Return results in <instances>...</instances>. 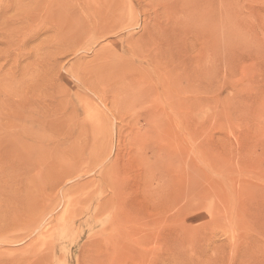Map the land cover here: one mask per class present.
I'll use <instances>...</instances> for the list:
<instances>
[{"label":"rangeland","instance_id":"374dc122","mask_svg":"<svg viewBox=\"0 0 264 264\" xmlns=\"http://www.w3.org/2000/svg\"><path fill=\"white\" fill-rule=\"evenodd\" d=\"M0 264H264V0H0Z\"/></svg>","mask_w":264,"mask_h":264}]
</instances>
